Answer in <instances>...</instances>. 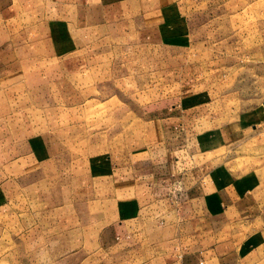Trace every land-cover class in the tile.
I'll return each instance as SVG.
<instances>
[{"label": "rangeland", "instance_id": "rangeland-1", "mask_svg": "<svg viewBox=\"0 0 264 264\" xmlns=\"http://www.w3.org/2000/svg\"><path fill=\"white\" fill-rule=\"evenodd\" d=\"M41 8L42 20L56 15L53 5L42 2ZM165 8L103 27L74 24L68 42H60L64 22L34 30L41 42L35 56L24 60L22 83L0 89V149L9 160L21 154L26 162L40 149L42 159H55L57 170L45 162L26 178L24 194L10 188V227L23 206L60 208L64 197L80 191L93 199L101 179L136 155L152 150L161 159L159 151L166 148L195 160L199 144L219 133L229 140H222L218 154L231 160L233 174L249 175L256 186L260 180L264 198V0H174ZM52 29L58 40L49 44ZM252 121L256 126L243 128ZM178 177L176 184L162 179L159 195L168 201L157 222L174 221L186 232L191 194ZM260 211L263 217L246 232L264 227V203ZM48 218H36L44 238L35 264L45 257L48 264H118V248L113 242L100 246L91 222L88 244L70 250L64 224ZM76 238L74 233L73 247ZM252 242L263 246L264 259V238L254 236ZM180 248L177 243L173 249ZM137 255L123 264H139Z\"/></svg>", "mask_w": 264, "mask_h": 264}, {"label": "crops", "instance_id": "crops-1", "mask_svg": "<svg viewBox=\"0 0 264 264\" xmlns=\"http://www.w3.org/2000/svg\"><path fill=\"white\" fill-rule=\"evenodd\" d=\"M173 1L0 0V89L22 83L20 76H23L24 60L34 57L38 51L37 42L40 43L41 38H35L34 30L41 26L47 25L50 29L51 25L55 28L56 23L64 22L65 37L60 42H68L73 38L74 24L77 28L80 24H85L86 28L103 27L110 20L159 12L169 8ZM42 2L46 7L53 5L56 15L42 20ZM67 27L71 31H67ZM51 33L54 38L48 36L45 39L49 44L58 40L56 29L48 30V34ZM249 124L254 127L257 123L247 122L243 128ZM209 138L193 152L195 160L189 154L174 155L166 148L159 151L161 159L160 154L152 150L142 153L141 157L134 156L132 163L115 167L107 178L101 179L102 188L91 200L80 191L75 196L64 197L60 208L41 210L39 207L27 211L23 206L16 211V225L13 227L9 226L10 214H15L8 208L10 188H16L18 195L24 194L25 180L30 172L35 174L45 162L53 171L57 167L55 159H42L40 149H33L31 157L26 158L27 162L21 154L9 160L6 151L0 149V264H35L36 252L44 238L36 218L41 220L44 213L49 215L48 219L59 217L64 224L65 241L70 250H82L88 244L91 222L100 246L113 242L118 248L121 256L118 264L130 262L136 252H142L137 255L139 264L264 263L260 252L263 246L255 247L252 242L254 236L264 238V227L244 230L253 220L263 217L260 206L264 198L257 189L260 180H256V186L249 175L233 174L228 164L231 160L225 157V153L218 154L222 140L229 138L220 133ZM30 163L34 164L33 167L28 166ZM178 175L184 179L186 190L191 194L193 213L187 221L186 232H179L174 221L157 222L158 213L159 217L163 214L161 205L168 201L159 195L162 179L170 178L176 184L174 177ZM33 184H37L35 179ZM36 197L33 196L34 203ZM41 201L38 198V202ZM29 218L34 219L31 225L26 223ZM74 233L77 247H73ZM50 236L54 233L51 232ZM177 243H181L180 250L173 249ZM126 257L128 259L124 260Z\"/></svg>", "mask_w": 264, "mask_h": 264}, {"label": "clouds", "instance_id": "clouds-1", "mask_svg": "<svg viewBox=\"0 0 264 264\" xmlns=\"http://www.w3.org/2000/svg\"><path fill=\"white\" fill-rule=\"evenodd\" d=\"M42 264H48V260L46 257L42 260Z\"/></svg>", "mask_w": 264, "mask_h": 264}]
</instances>
